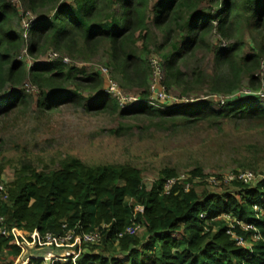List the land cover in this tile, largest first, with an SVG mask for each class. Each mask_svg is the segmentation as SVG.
<instances>
[{
  "label": "trees",
  "instance_id": "trees-1",
  "mask_svg": "<svg viewBox=\"0 0 264 264\" xmlns=\"http://www.w3.org/2000/svg\"><path fill=\"white\" fill-rule=\"evenodd\" d=\"M59 2L26 0V10L32 13L47 8L53 13L50 18L37 16L18 33L14 24L26 20V12H19L12 0H0V118L26 106L30 96L19 87L29 77L39 90L36 107L40 111L81 104L87 112L138 121L158 119L172 126L228 119L264 123V102L248 95L227 99L223 105L215 98L164 109L146 103L150 58L159 59L165 68L166 87L183 95L200 83L208 92L223 95L241 89L243 80L249 88H257L255 75L264 57V0ZM241 17L259 38L253 52L242 53L237 36L230 45L212 50L214 64L208 81L192 71L193 84L185 82L187 74L180 64L187 62V55L208 47L205 38L212 31L222 40H232L238 35ZM150 28L161 33L152 40L151 53ZM24 47L30 57L49 51L82 65L58 59L27 68L18 59ZM100 53L106 58L108 78L86 64ZM110 79L122 92L137 91L140 99L119 108L106 92ZM84 93L88 96L83 97ZM238 165L256 169L250 160ZM209 176L197 164L166 191V181L179 177L174 168L158 170L147 187L141 170L131 163L87 164L66 156L52 167L37 168L19 161L11 180L0 179L5 195L2 199L0 194V264H15L22 256L12 229L27 235L36 232L39 238L98 232V242L68 250L74 262L69 256L51 264H264V175L250 183L221 182L216 192L210 190ZM131 227H137L136 233L125 232ZM232 235L244 244H237ZM48 250L52 249L42 248L39 255ZM28 256L24 264H43L39 256Z\"/></svg>",
  "mask_w": 264,
  "mask_h": 264
},
{
  "label": "rangeland",
  "instance_id": "rangeland-1",
  "mask_svg": "<svg viewBox=\"0 0 264 264\" xmlns=\"http://www.w3.org/2000/svg\"><path fill=\"white\" fill-rule=\"evenodd\" d=\"M70 1L60 0L59 3H70ZM12 5L19 12H26L28 18L33 19L32 22L39 15L50 18L53 13L50 8L32 13L26 10V0H12ZM245 19V17L239 18L238 35L232 40H222L212 31L205 38L208 47L187 55L189 56L187 62L180 64L181 70L187 74V77L183 78L185 82L193 84L191 81H194L196 76L191 75L192 71L205 76V81H208L214 64L212 50L218 46L230 45L237 36L243 44L242 53L253 52L255 44L259 43V38L255 32L246 27ZM23 28V22L20 21L16 22L13 27L18 33L22 32ZM160 34L159 30L150 28L152 39L149 53L153 51L152 40L155 37L159 38ZM137 48H141L140 42L137 43ZM49 53L47 51L38 56H23L19 61H23L28 68L37 62H47ZM149 53L148 57H150ZM58 56L66 57L59 53ZM261 61L264 64V57ZM70 62L82 65L80 61L71 59ZM105 63L106 58L100 53L86 64L90 70L103 67L110 76ZM156 66L159 70L158 75L161 77V87L170 97L166 105L168 107L165 106V108L181 106L186 103L183 102L185 100L188 102L210 101L213 97L220 98L223 95L208 92L202 83L199 87L195 85L194 91L188 95L181 94L179 89L169 90L165 85L166 70L160 60ZM262 75L264 73L259 66V71L255 75L258 79L257 88H249L246 80L242 81L243 88L251 91L259 90L263 84ZM25 83L32 85L34 91L25 92L23 89ZM152 83L151 73L148 79V93ZM19 88L30 96L26 106L13 110L5 118H0V169L2 172L0 179L4 182L12 179L13 168L18 165L19 161L30 162L37 168H48L66 156L77 157L87 164L131 163L141 170L143 182L147 187L156 179L158 170L164 167L176 169L179 176L183 177L197 164L201 165L205 175L248 170L255 175L254 181L263 178L264 123L262 122L228 119L223 122H205L189 126L174 124L172 126L158 119L138 121L130 118L122 119L105 112H87L81 104H66L52 111H40L36 107L39 90L30 82L29 77L23 79ZM126 93L135 95L137 91ZM87 96V93L83 94V97ZM251 98L261 103L264 102L263 98L257 96ZM118 107L120 108L119 104ZM118 128L120 132H114ZM244 160L253 162L256 169H241L238 164L243 163ZM216 187L213 186L214 190H210L220 191ZM139 232L140 230L138 234ZM42 248L44 246L37 242L26 244L21 258L16 260L15 264H24L25 258H29L28 255L46 257V251L45 255H39L38 251ZM55 249L61 251L53 247V253Z\"/></svg>",
  "mask_w": 264,
  "mask_h": 264
},
{
  "label": "built area",
  "instance_id": "built-area-1",
  "mask_svg": "<svg viewBox=\"0 0 264 264\" xmlns=\"http://www.w3.org/2000/svg\"><path fill=\"white\" fill-rule=\"evenodd\" d=\"M26 15H27V19L23 20L24 29L29 28L33 20L31 17L28 18V14ZM23 56L25 57L28 56L25 48L22 50V53L20 54L18 59H20ZM58 59H61L63 63H67V64L69 63V59L67 57H59L58 53H55V52H50L48 54L47 62H52ZM149 64L151 65V68H152L151 73L153 75V83H152V86L149 87L150 103L154 105L156 103L158 104L166 103L167 104V101L170 99V97L165 92V89L161 87V84H162L161 77H159L158 75L159 70L157 69V66H156L157 64H159V59L155 60V59L150 58ZM260 70L262 71V73H264V64L262 63V61L260 63ZM99 71L100 73H102L104 76L108 78L109 74L105 68L99 67ZM151 73L149 76H151ZM262 82H263L262 87L257 91H251V90L244 89L243 87H241V89L234 91V93H231L228 96L222 95V97L220 98H218L217 96L213 98L218 99L217 101L218 103H220V105H223L227 99H232V98L238 97L239 95H244V96L248 95L250 97L257 96V97L264 99V75H262ZM118 87H119L118 84L110 79L108 80V88L106 92L109 95H111L113 99L117 101L120 107H123V105H125L126 103H131V102L139 100V97H137L136 95H132V94L128 95V93L124 91L122 92L121 89L119 90ZM23 89L25 92L34 91L33 86L28 83L24 84ZM183 102L187 103L188 101L185 100ZM184 178H185L184 176L183 177L179 176L178 178H171L167 180L166 183L164 184V189L168 191L169 188L177 180L184 179ZM255 178H256L255 175L251 171L245 170V171H238L237 173L230 172L227 174L210 175L207 178V181L212 186H218L221 182L229 183L233 180H237L239 182H244V183H250V182H254ZM186 189H188L187 186H186ZM0 194H3L2 199L5 198L4 187L2 184H0ZM246 228H249V226H245V229ZM136 231H137V227H131V228H128L125 232L128 234H134L136 233ZM1 233L4 236L8 235V233L5 231H2ZM11 234L15 238L16 245L21 248V252H23L24 246L26 244H32L36 242L40 244L41 246H44V248L52 249L53 247H55V248L64 249L62 250V252H60L61 254H55L53 253L52 250L46 251L47 256L41 257L43 264L52 263L53 261H61V260L65 261L66 257H69V256L72 257L73 254H71V252H68V250L74 247L76 244L96 243L99 240L98 232L83 234L77 237H73L72 235L67 234L65 237H59V238H53L51 235H46L43 238H39L36 232L32 233L31 235H27L16 229H12ZM232 237L237 241V244L239 245L244 244V241L241 238H237L233 235ZM28 239H31V240H28ZM72 262H74L73 257H72Z\"/></svg>",
  "mask_w": 264,
  "mask_h": 264
},
{
  "label": "clouds",
  "instance_id": "clouds-1",
  "mask_svg": "<svg viewBox=\"0 0 264 264\" xmlns=\"http://www.w3.org/2000/svg\"><path fill=\"white\" fill-rule=\"evenodd\" d=\"M116 82V81H115ZM243 87V86H242ZM149 94V93H148ZM137 96L139 97V95L137 94ZM150 96V95H149ZM149 96H148V98H147V100H146V103L148 104V105H150L151 107H153V108H155V109H164L165 108V106H166V103H164V104H158V103H156L155 105L154 104H152V103H150V100H149ZM140 99V98H139ZM195 101H197V100H195ZM193 102V101H192ZM187 103H190V102H187ZM121 108V107H120Z\"/></svg>",
  "mask_w": 264,
  "mask_h": 264
}]
</instances>
